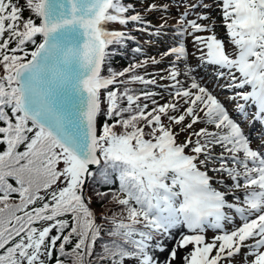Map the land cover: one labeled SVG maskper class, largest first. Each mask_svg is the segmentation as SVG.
<instances>
[{
    "label": "snow or ice",
    "instance_id": "1",
    "mask_svg": "<svg viewBox=\"0 0 264 264\" xmlns=\"http://www.w3.org/2000/svg\"><path fill=\"white\" fill-rule=\"evenodd\" d=\"M0 264H264V0H0Z\"/></svg>",
    "mask_w": 264,
    "mask_h": 264
},
{
    "label": "trees",
    "instance_id": "2",
    "mask_svg": "<svg viewBox=\"0 0 264 264\" xmlns=\"http://www.w3.org/2000/svg\"><path fill=\"white\" fill-rule=\"evenodd\" d=\"M117 60V62H116ZM128 62L125 61V59H121L119 56H117L114 61H113V66L114 67H122L125 64H127ZM96 207H99L98 205H96Z\"/></svg>",
    "mask_w": 264,
    "mask_h": 264
},
{
    "label": "rangeland",
    "instance_id": "3",
    "mask_svg": "<svg viewBox=\"0 0 264 264\" xmlns=\"http://www.w3.org/2000/svg\"><path fill=\"white\" fill-rule=\"evenodd\" d=\"M216 31L218 32V34L220 35L221 38H224V33H223V31L221 29L217 28ZM142 37H146V38H142V39H145V40L148 39V37L146 35H144ZM189 51H191V42H190V40H189ZM153 54H156V53H153ZM160 66H161V68L164 67V65H160ZM205 78L207 79V77H205Z\"/></svg>",
    "mask_w": 264,
    "mask_h": 264
}]
</instances>
